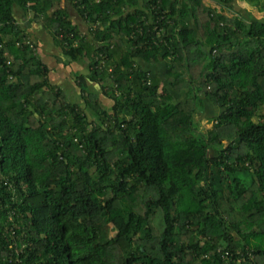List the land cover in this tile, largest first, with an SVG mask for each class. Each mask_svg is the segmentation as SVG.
Instances as JSON below:
<instances>
[{"label": "trees", "instance_id": "16d2710c", "mask_svg": "<svg viewBox=\"0 0 264 264\" xmlns=\"http://www.w3.org/2000/svg\"><path fill=\"white\" fill-rule=\"evenodd\" d=\"M61 1L0 0V264H264V19Z\"/></svg>", "mask_w": 264, "mask_h": 264}, {"label": "rangeland", "instance_id": "374dc122", "mask_svg": "<svg viewBox=\"0 0 264 264\" xmlns=\"http://www.w3.org/2000/svg\"><path fill=\"white\" fill-rule=\"evenodd\" d=\"M75 21H78V20H75ZM79 26L83 32L87 31L86 25H84L82 22L80 23ZM32 34H33V36L31 38H33L36 42V38L34 36V33H32ZM39 48H41L43 50L44 59L46 58L47 61L49 60V62H52V63L55 62L54 58H56V57H54V55L59 54V50L54 45L53 40H52V43L51 42L50 43H43L42 45L39 46ZM54 66L56 67V69H54V71L52 73V75L54 77L53 81H57L59 83V85H61V87L67 92L70 100H76L77 101L79 99L78 95H77L78 89L73 83V74L71 71L77 68L78 70H81L82 73H84L85 70L83 68V65L75 64V65H69V66L65 67L63 64L56 61ZM158 68L162 69V71H163L162 65H159ZM93 87L95 88L96 85ZM99 94H100V92H99ZM99 97H100L102 104H109L107 97H104L102 94H100ZM215 110H216L215 107H213L207 101H205L203 109L201 111H197V113L195 114V117H194V121L197 123V126H198L200 131L204 132L207 129L211 128L213 121L210 120L209 116H211L215 112Z\"/></svg>", "mask_w": 264, "mask_h": 264}, {"label": "crops", "instance_id": "0c3cea01", "mask_svg": "<svg viewBox=\"0 0 264 264\" xmlns=\"http://www.w3.org/2000/svg\"><path fill=\"white\" fill-rule=\"evenodd\" d=\"M63 4V0L61 1V5ZM203 4H205L206 6H210V7H217L219 6L217 3H215L212 0H205L203 2ZM225 11H231L234 13H238L241 16H244V18L247 19H264V13L262 11H260V9H258V7L255 5V0H232L230 3L226 4L225 6H223ZM30 33H34V36L36 38V42L37 44L40 46L43 43H52V39L50 37V35L46 32H44L39 25L32 23L30 25V29H29ZM31 33V34H32ZM33 36V34H32ZM53 45V44H52ZM39 54L41 56V59L48 64V66L50 68H52V71H54V69H56V67L54 66L55 62H49V60L47 61L46 58L44 59L43 57V50L41 48H39ZM56 55V54H55ZM54 55V57H55ZM51 71V72H52ZM53 73V72H52Z\"/></svg>", "mask_w": 264, "mask_h": 264}, {"label": "built area", "instance_id": "2783aa9c", "mask_svg": "<svg viewBox=\"0 0 264 264\" xmlns=\"http://www.w3.org/2000/svg\"><path fill=\"white\" fill-rule=\"evenodd\" d=\"M162 18V15H160V18L159 19H161ZM158 21V20H157ZM32 40H30V39H28L27 40V42L30 44V46L31 47H34V44L31 42Z\"/></svg>", "mask_w": 264, "mask_h": 264}]
</instances>
